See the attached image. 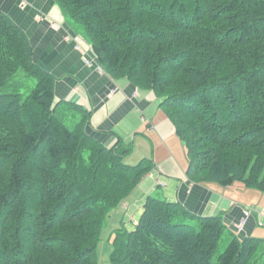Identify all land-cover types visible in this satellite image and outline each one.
<instances>
[{"label": "trees", "instance_id": "trees-1", "mask_svg": "<svg viewBox=\"0 0 264 264\" xmlns=\"http://www.w3.org/2000/svg\"><path fill=\"white\" fill-rule=\"evenodd\" d=\"M79 22L101 67L162 97L190 179L264 192V0H56ZM22 70L37 83L1 93ZM54 76L28 36L0 11V264H264L262 239L231 234L221 215L196 217L148 195L133 230L108 219L153 166L132 146L68 127ZM106 230V231H107Z\"/></svg>", "mask_w": 264, "mask_h": 264}, {"label": "crops", "instance_id": "crops-1", "mask_svg": "<svg viewBox=\"0 0 264 264\" xmlns=\"http://www.w3.org/2000/svg\"><path fill=\"white\" fill-rule=\"evenodd\" d=\"M0 11L28 36L33 62L54 76V103L64 121L71 116L77 123L88 115L89 135L108 145L120 137L132 146L127 159L133 163L152 160V169L113 211L109 227L133 230L146 197L154 195L178 202L196 217L221 215L230 235L254 236L264 246V192L242 182L222 186L190 179L185 146L159 106L162 97L107 73L56 0H0ZM79 39L82 49L76 47ZM246 209L251 212L245 218Z\"/></svg>", "mask_w": 264, "mask_h": 264}, {"label": "rangeland", "instance_id": "rangeland-1", "mask_svg": "<svg viewBox=\"0 0 264 264\" xmlns=\"http://www.w3.org/2000/svg\"><path fill=\"white\" fill-rule=\"evenodd\" d=\"M75 27L77 28V31H79L81 37L86 41V36L84 34V30L82 25L79 22H74ZM76 47L78 49H82L81 45V39H79V42L76 43ZM37 78L35 76L26 75L22 70H19L14 77H12L8 83L1 89V93H13V92H19L22 95L26 96L36 85ZM74 113V112H73ZM65 123L68 125V127H72L76 122H74V119L71 116H67L65 119ZM135 160H132V158L127 159V163H133ZM242 188H244L242 186ZM110 220L108 219V222ZM110 224V222H109ZM104 227L103 234H102V240L98 245V257H99V264H110L109 255L111 251V244L107 240V236L110 232V228ZM110 227L112 228H119L118 224H112ZM112 229V230H114ZM107 230V231H106ZM229 231L224 230V232L221 235V238L218 243V248L214 252L212 258L216 259V257L219 255L220 252L223 251L226 244L229 241Z\"/></svg>", "mask_w": 264, "mask_h": 264}, {"label": "built area", "instance_id": "built-area-1", "mask_svg": "<svg viewBox=\"0 0 264 264\" xmlns=\"http://www.w3.org/2000/svg\"><path fill=\"white\" fill-rule=\"evenodd\" d=\"M250 212H251V209H246V210L244 211L245 218L250 214ZM244 221H245L244 218L241 219V221L239 222V225H238V230H241Z\"/></svg>", "mask_w": 264, "mask_h": 264}]
</instances>
